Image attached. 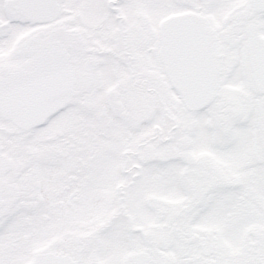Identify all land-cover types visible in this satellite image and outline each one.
I'll list each match as a JSON object with an SVG mask.
<instances>
[{
	"label": "snow or ice",
	"instance_id": "6c2138e0",
	"mask_svg": "<svg viewBox=\"0 0 264 264\" xmlns=\"http://www.w3.org/2000/svg\"><path fill=\"white\" fill-rule=\"evenodd\" d=\"M0 264H264V0H0Z\"/></svg>",
	"mask_w": 264,
	"mask_h": 264
}]
</instances>
